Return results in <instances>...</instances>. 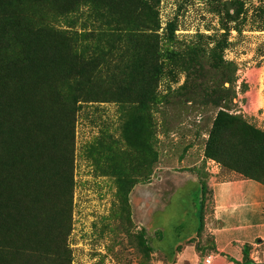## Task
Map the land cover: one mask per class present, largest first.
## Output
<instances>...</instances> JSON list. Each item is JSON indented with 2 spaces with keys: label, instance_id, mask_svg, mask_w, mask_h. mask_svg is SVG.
Returning <instances> with one entry per match:
<instances>
[{
  "label": "rangeland",
  "instance_id": "374dc122",
  "mask_svg": "<svg viewBox=\"0 0 264 264\" xmlns=\"http://www.w3.org/2000/svg\"><path fill=\"white\" fill-rule=\"evenodd\" d=\"M145 1L159 29L161 46L168 45L162 36L174 21L179 48L183 41L203 44L204 69L186 82L188 72L180 65L165 63L161 74L156 71L161 62L144 53L150 66L141 63L142 77L132 74V79L121 77L116 82L131 90L128 101L80 105L74 128L75 189L68 237L71 264H160L162 258L177 259L179 245L198 234L202 213L206 218L214 211L210 183L241 176L231 169L247 167L233 156L225 158L226 165L205 155L218 111L239 115L250 127L264 132V0H237L229 12L222 5L232 0ZM98 10L89 17L90 9L83 6L57 22L61 28L97 36L98 44L90 40L82 46L87 57L108 50L113 34L125 35L124 29L110 25L104 10ZM221 40L228 43L223 58L237 66L228 109L211 100L222 81L209 62V50ZM128 65L125 62L122 67L124 73L131 72ZM144 77L152 83L146 85ZM142 91L144 97L152 92L151 97L157 99L142 102ZM127 122L141 124L132 125L131 130L141 128L144 138H132L135 132L126 130ZM257 171L264 174V167ZM126 178L137 180L128 201L120 195V182ZM203 182L208 184L205 206ZM205 230L197 243L201 248L212 245ZM142 237L153 248L150 256L139 245Z\"/></svg>",
  "mask_w": 264,
  "mask_h": 264
},
{
  "label": "trees",
  "instance_id": "16d2710c",
  "mask_svg": "<svg viewBox=\"0 0 264 264\" xmlns=\"http://www.w3.org/2000/svg\"><path fill=\"white\" fill-rule=\"evenodd\" d=\"M235 1L222 6L229 12ZM83 6L90 9L89 17L104 10L111 26L125 30L123 36L112 35L101 55L87 57L82 48L85 41L98 44L96 35L57 25L61 17ZM150 11L145 0H0V264L72 263L68 237L75 189L74 128L83 102L128 101L131 90L117 83L121 77L132 79V74L142 77L141 63L150 66L144 53L161 62L158 73L162 74L165 63L180 65L188 72L186 82L203 71V44L183 41L179 48L178 26L171 21L162 36L168 45L161 46ZM227 45L221 40L211 48L209 62L222 81L211 100L228 109L237 66L223 58ZM125 62L131 64V72L124 73ZM143 82L152 83L145 77ZM151 96L152 92L146 97L140 92L142 102L157 99ZM126 124L128 132H135L132 138H144L141 128L131 130L132 125L141 124ZM205 155L226 165L225 158L233 156L247 167L231 170L264 182V174L257 171L264 167V132L239 115L218 111ZM136 182L134 178L120 182L122 199L128 201ZM207 189L203 182L204 206ZM204 217L202 213L198 234L187 241L202 236ZM139 245L145 247L146 255L153 252L144 237Z\"/></svg>",
  "mask_w": 264,
  "mask_h": 264
},
{
  "label": "crops",
  "instance_id": "0c3cea01",
  "mask_svg": "<svg viewBox=\"0 0 264 264\" xmlns=\"http://www.w3.org/2000/svg\"><path fill=\"white\" fill-rule=\"evenodd\" d=\"M209 188L214 211L205 218L204 232L213 247H200L202 256L197 237L180 244L177 259L162 258L160 264H207L209 255L210 264H264V182L241 175L210 183Z\"/></svg>",
  "mask_w": 264,
  "mask_h": 264
},
{
  "label": "built area",
  "instance_id": "2783aa9c",
  "mask_svg": "<svg viewBox=\"0 0 264 264\" xmlns=\"http://www.w3.org/2000/svg\"><path fill=\"white\" fill-rule=\"evenodd\" d=\"M206 263L207 264H210L211 263V256L210 255L206 258Z\"/></svg>",
  "mask_w": 264,
  "mask_h": 264
}]
</instances>
